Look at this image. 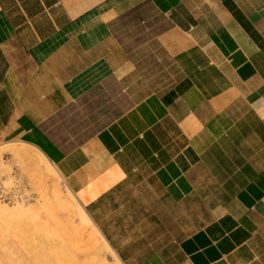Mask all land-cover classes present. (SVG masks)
<instances>
[{
  "label": "crops",
  "instance_id": "1",
  "mask_svg": "<svg viewBox=\"0 0 264 264\" xmlns=\"http://www.w3.org/2000/svg\"><path fill=\"white\" fill-rule=\"evenodd\" d=\"M3 141L122 264H264V0H0Z\"/></svg>",
  "mask_w": 264,
  "mask_h": 264
},
{
  "label": "rangeland",
  "instance_id": "2",
  "mask_svg": "<svg viewBox=\"0 0 264 264\" xmlns=\"http://www.w3.org/2000/svg\"><path fill=\"white\" fill-rule=\"evenodd\" d=\"M20 144H24V143L19 142V141L0 142V205H1L0 206L1 208L0 218L2 217V215L3 217L6 216L4 214L7 211H13L14 209L15 210L21 209L20 211L16 210V215L19 213L18 214L19 218L17 217V219L14 220L12 223L4 222V221H1L2 219H0L1 221L0 230H2L1 233H3L4 236H6L5 239L8 238L7 241H9V245L8 243L7 245L9 247L8 246L7 247L9 248V250L10 249L12 250V251L11 250L6 251L4 250L3 247H1L0 264H2L3 262H4L3 264H7V262L8 264H42L43 261H45V264H53V263L62 264L61 261L63 262V264H65L66 262L67 263L69 262L68 264H70V262H73V258H71L72 251L65 246L63 247V245L64 244L66 246L72 245L71 241L66 239L67 241L63 240L64 242L62 241L59 243L53 242V241L49 242L48 238L46 237V232L44 230V227L46 226V224L48 225L50 222L49 212L52 207L50 204L53 198L51 182H49L48 179L38 178V176H36L37 172H35L36 170H34L32 166L25 164L22 161L14 158V155H12L9 149L14 146H18ZM25 145H28V144H25ZM27 168L29 170H27ZM55 172L57 171L55 170ZM59 188L63 192L64 196L68 194L70 196H73L74 194L73 192L70 191L64 178L60 180ZM77 199L79 203L85 208V204H84L85 201L84 200L81 201L80 198L78 197ZM18 206H20L21 208ZM85 211L90 216L86 208H85ZM58 216H57L58 221L62 219V221L57 222V224H59V229L60 230L62 229L63 235H66V236L69 235L73 237L74 235L77 234V236L81 237V235L83 234V231L80 228V222L78 221L76 217H72L73 214L68 215V221L66 222H65L64 213L63 214L58 213ZM50 223L52 224V222ZM91 224H92V227L97 232H99L92 222ZM40 227L42 228L40 229ZM85 231H87V233H90L91 229L88 228ZM59 232L61 233V231ZM66 236L64 237L66 238ZM101 237L103 238L102 235ZM72 241H74V239ZM38 242L41 244L43 242L44 243L41 245ZM31 244H33V246ZM37 245H40V246H37ZM108 247L110 248L109 245ZM110 249L106 250L98 246V248L95 249L96 250L95 254L91 257L92 259H94L93 264H114L116 260L115 258L117 256H114V254L111 252L112 249L111 250ZM69 250H70V253H69ZM59 251L60 253H58ZM65 251H67L69 255H67L68 253L63 254L65 253ZM9 252L10 254H8ZM55 253H58L56 254L57 255L56 257H55ZM7 255L10 259L12 258L13 260H8L9 258L7 257ZM62 255L65 258H63ZM47 257L49 258V260ZM79 257L81 261H84L86 259L82 255H79ZM62 258L63 260H61ZM67 258L68 259L71 258V259L67 260ZM64 259L66 262L64 261ZM4 260H6L7 262ZM117 261H119L118 258H117Z\"/></svg>",
  "mask_w": 264,
  "mask_h": 264
},
{
  "label": "bare ground",
  "instance_id": "3",
  "mask_svg": "<svg viewBox=\"0 0 264 264\" xmlns=\"http://www.w3.org/2000/svg\"><path fill=\"white\" fill-rule=\"evenodd\" d=\"M9 151L12 153V155H14V158L22 161L25 164H28V165L32 166L34 168V170H36L35 172H37L36 176H38V178L48 179L49 182H51L53 198H52V201H51V204H50L52 207H51V210H50L49 214H50V222H52V224L49 222V224L48 225L46 224V226L44 227V230L46 232V237L48 238V241L49 242L53 241V242H57V243L62 242L63 240L64 241H67V240L71 241L72 245H67V246L65 244L63 245V247L65 246V247L69 248L72 251V257L71 256L70 257L73 258V262H70V264H93L94 263V259H92L91 257L95 254V252H96L95 249L98 248V246L100 248L102 247V248H104L106 250H109L110 248L107 245L108 243L105 242V240L101 237L99 232H97L92 227L89 215H87L85 209L79 204V202L74 197V195L70 196L68 194V195L64 196L63 192L60 190V188H59L60 180L63 179L61 174L59 172H55L54 166L50 163L49 159L37 147L31 146V145L29 146V145H25V144H20L18 146H14V147L10 148ZM27 170H29V169L27 168ZM18 207H20V206H18ZM4 210H2V211H4ZM14 210L5 212L4 215H6V216L3 217V215H2L3 218L2 217L0 218V219H2L1 221L12 223L14 220H16L17 217H18V214H19L18 213L16 215V210L20 211L21 209L20 210L16 209L15 212H14ZM27 213H28V211H27ZM58 213H60V214L64 213L65 214V216H64L65 217V222L68 221V215L69 214H73L72 217H76L78 219V221L80 222V228L83 231V234L81 235V237L77 236V234L74 235L73 237L69 236V235L66 236V235L62 234L63 231H62V229L61 230L59 229V224H57V222H61L62 221V219H60L58 221V218H57ZM0 227H1V224H0ZM41 228L42 227H40V229ZM88 228L91 229L90 233H87V231H85ZM3 231H4V229H3ZM5 231H6V229H5ZM41 231H43V230H41ZM59 231H61V233ZM1 232H2V230H0V249H1V247H3L4 250L10 251L11 249L9 250V248H8L9 247L8 246L9 245V241H7L8 238L5 239L6 236H4V234L1 233ZM64 236H66V238ZM73 239H74V241H72ZM7 243H8V245H7ZM32 243H34V242H32ZM38 243H36V244H38ZM39 244H41V243H39ZM31 245L33 246V244H31ZM37 246H40V245H37ZM24 250H26V249H24ZM70 250H69V253H70ZM111 252L114 254V256H116L115 253L113 252V250ZM11 253H13V252H11ZM58 253H60V251ZM58 253H55V257L57 256L56 254H58ZM67 253L68 252L65 251V253H63V254H67ZM69 253L67 255H69ZM8 254H10V252ZM79 255L84 256L86 259L84 261H81ZM7 257H8V255H7ZM62 257H63V255H62ZM60 258H61V256H60ZM63 258H65V257H63ZM63 258L61 260H63ZM71 258H69V259L67 258V260H70ZM115 259L116 260H115L114 264H122L119 261H117V257ZM8 260H13V259L9 258ZM48 260H49V258H48ZM4 261H6V260H4ZM64 261H65V259H64ZM43 263L45 264V261H43ZM61 263L63 264L62 261H61ZM68 263L66 262L65 264H68ZM7 264H8V262H7Z\"/></svg>",
  "mask_w": 264,
  "mask_h": 264
}]
</instances>
